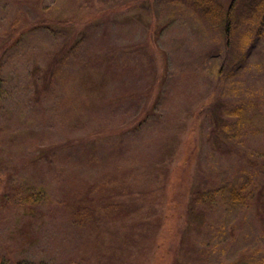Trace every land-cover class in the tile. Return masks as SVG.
Returning <instances> with one entry per match:
<instances>
[{
    "label": "rangeland",
    "instance_id": "1",
    "mask_svg": "<svg viewBox=\"0 0 264 264\" xmlns=\"http://www.w3.org/2000/svg\"><path fill=\"white\" fill-rule=\"evenodd\" d=\"M134 1L0 0V257L154 264L192 135L204 222L173 252L264 264V19L241 49L188 0Z\"/></svg>",
    "mask_w": 264,
    "mask_h": 264
},
{
    "label": "trees",
    "instance_id": "2",
    "mask_svg": "<svg viewBox=\"0 0 264 264\" xmlns=\"http://www.w3.org/2000/svg\"><path fill=\"white\" fill-rule=\"evenodd\" d=\"M198 9L213 25L221 29L222 35L226 42H236L241 49L249 43L251 39L252 27L249 31H245L242 27L249 21H254L256 18L264 19V0H231L229 6H225L221 0H188ZM142 0H135L134 5H138ZM204 109L200 108L196 112V117H200L203 114ZM197 117V119H198ZM199 129L198 120H196L192 126L191 134ZM195 137L190 136L187 138L184 144V149L180 161L177 163L171 176L169 177V182L171 186V192L177 194L179 200L178 204L174 208L173 216L181 212V216L186 219L187 227L179 229L171 228V221L168 219L162 224L161 232L159 236L160 244L156 252V260L154 264H184L181 261L182 254L178 253V258L173 249L176 248L175 243L181 234L185 238L188 237L192 232L200 231L202 224L204 222V211L199 203L207 201V197L198 193L195 198L192 197L196 194L192 186H190V174L192 166L197 157L198 148L194 143ZM4 178L1 176L0 182ZM1 195L2 201H6L8 194L4 190V185L2 186ZM210 201H214L215 192L209 191L207 194ZM173 196V195H172ZM172 200L169 202V206ZM189 202V204H187ZM257 206L259 208L260 214L263 216L264 221V199L259 196ZM188 234V235H187ZM183 253H188L187 250L180 248ZM5 252V257L9 260L11 264H20L21 262L15 260L14 255L10 252ZM1 257H4L1 255ZM0 264H6L4 258L1 259ZM241 260L234 261L231 264H240Z\"/></svg>",
    "mask_w": 264,
    "mask_h": 264
}]
</instances>
